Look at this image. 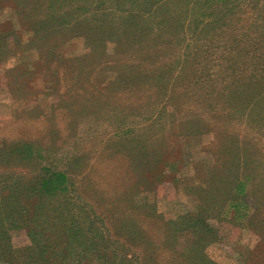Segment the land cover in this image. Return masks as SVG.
<instances>
[{
    "label": "rangeland",
    "instance_id": "374dc122",
    "mask_svg": "<svg viewBox=\"0 0 264 264\" xmlns=\"http://www.w3.org/2000/svg\"><path fill=\"white\" fill-rule=\"evenodd\" d=\"M87 1L91 4L96 0ZM208 1H194L188 11V21L204 13L202 8L211 4ZM65 2L66 7L74 5L72 0ZM106 3L110 4L111 0ZM14 7L13 0H0L1 30L20 28ZM226 7L231 9L221 23H208L215 12L205 10L207 25L200 23L199 26L207 31L204 35L198 33L197 27L194 30L193 25L190 26L191 21L186 23L185 40L174 46L176 60H181L184 53L202 50V64L206 62L205 68L213 74L207 87L213 86L216 91L234 83L230 74L227 75L230 67L243 72L246 78L253 72L264 71V0L238 1ZM184 8L181 6L182 10ZM92 11L89 9L88 16H92ZM85 15L78 20L86 19ZM56 35L59 47L52 60L40 59L46 57L45 54L27 44L26 32H21V40L9 42L14 53L0 62V146L19 140L31 141L44 150L43 158L38 159L36 165L58 169H65L73 159L81 158L79 167L72 173L75 185L80 186V196L105 217L118 244L105 243L102 236L93 232L95 227H81L87 243L71 244L74 250L67 247L66 258L55 264H115L110 258L100 263L98 250L115 256V260H119L116 264L123 261L174 264L169 252L159 250L152 254V244L157 246L159 241L165 240L168 220L205 207L210 199L209 186L212 182L216 188L221 184L222 163L230 159L227 150L235 143L238 148L236 146L233 153L241 157L238 165H241L242 179L249 180L245 197L249 202L248 211L244 208L249 213L248 218L247 214L233 218L232 207H227L225 216L219 220L208 218L209 224L217 229V240L208 243L204 252L216 264H264V88L238 103L193 95L177 105L179 110L170 103H159L151 109L143 106L136 114L125 107L129 102L127 95L120 93L118 97L107 85L112 77L107 68L91 77L85 90H74L75 84L63 77L64 68L60 67L59 58L81 59L90 50L82 36ZM237 46L240 50H232ZM113 47V43L108 42L106 52L111 54ZM234 52L240 55L237 62H233ZM116 58L110 57L111 60ZM110 59L105 67L111 65ZM82 62L88 64L86 69L95 68L88 60ZM256 77L255 81L260 75ZM246 78L229 88H242ZM70 87L73 90L68 93ZM96 97L100 100L97 107L92 104L95 100L90 99ZM67 100L69 104H65ZM191 122L203 127V131H183L182 125ZM138 150L141 155L136 158L131 153ZM220 151L223 156L226 152L223 160ZM217 161L219 163L215 164ZM34 165L35 161L27 167L14 162L11 167L27 173ZM0 167L8 166L0 164ZM222 172L230 176L223 169ZM151 209L154 211L150 212ZM131 219L138 221L139 229L125 226ZM128 230L135 238L116 236ZM11 239L17 248L31 244L24 229L12 230ZM134 243L137 246L131 250ZM137 251H140L138 259ZM22 261V258L11 263L0 260V264H26L20 263ZM31 264L41 263L36 260Z\"/></svg>",
    "mask_w": 264,
    "mask_h": 264
},
{
    "label": "trees",
    "instance_id": "16d2710c",
    "mask_svg": "<svg viewBox=\"0 0 264 264\" xmlns=\"http://www.w3.org/2000/svg\"><path fill=\"white\" fill-rule=\"evenodd\" d=\"M65 1L13 0L20 28L18 30L10 28L8 31L0 28V62L14 53L15 49L9 42L21 40V32L27 33L28 45L35 46L45 54L46 57H41V60L43 58L52 60L53 56H56L59 47L58 37L54 36L56 33L61 37L66 33H69L70 38L82 36L90 55L86 54L80 59L64 58L58 54L61 56L60 67L64 68V79L75 84L74 90H85L88 86L86 83L90 82L91 77L107 68L112 73L107 85L117 96L125 93L129 100L128 106L125 107H129L136 114L143 106L150 108L159 103H170L176 110L183 99H189L193 95H198L202 99L214 98L217 101L238 103L252 98L264 88V71L259 74L253 72L246 78L243 72L236 71L235 68L232 70L233 67H230L227 69V75L230 74L234 83L246 78L245 86L230 89L229 86L234 84L232 83L223 85L216 91L213 86L207 87L213 74L209 68H205L206 62L202 64L201 60L204 57L202 50L184 53L181 60L175 59L174 46L185 40L186 23L191 21L190 26L193 25L194 30L197 27L198 33L204 35L207 31L200 29L199 26L200 23L207 25L204 22L205 10L215 12L214 18L208 23H221L220 20L225 19L231 9L226 7L228 4L244 0H209L211 4L200 5L201 8L204 6L202 8L204 13L199 17L190 18L189 21L188 11L197 0H111L110 4H107L106 0H96L91 4L87 0L86 2L72 0L74 5L67 7ZM170 5L175 8L170 9ZM181 6L185 8L182 10ZM89 9L93 10L92 16H88ZM109 10H115V14ZM116 12L119 14L116 15ZM82 15H85L86 19L78 20ZM73 31L76 33L73 34ZM108 42L114 45L111 54L106 52ZM235 49L240 50V47L232 48ZM113 55L117 56L116 60L110 59ZM233 56H236L233 62L239 61L238 52H234ZM109 59L111 65L105 67L104 64ZM84 60L90 61L95 68L86 69L88 64L83 63ZM256 75L260 77L255 81ZM260 80L262 84L259 83ZM56 82L59 83V80ZM57 89L54 87L53 90ZM71 90L73 89L70 87L67 92ZM90 99L95 100L92 104L96 107L100 105L97 97ZM69 103L70 101H65V104ZM182 130L203 131V127L191 122L182 125ZM237 145L235 143L234 147L227 150L230 159H224L226 152L224 151L223 156L220 151L221 159H224L222 169L230 173V176H226L221 169L219 182L221 184L217 188L214 187V182L210 184L208 189L210 199L205 207L168 220L164 232L165 240L159 241L157 246L152 244L154 246L152 254L159 250L163 253L169 252L174 264H216L204 252L208 243L217 240V229L209 224L208 218L221 219L225 216L227 207L234 210L233 218H240L245 214L248 218L249 214L247 212L249 202L245 198L248 195L249 180L242 179L241 165L240 163L238 165L241 157L233 153ZM43 151L42 147L28 140L0 146V164L8 166L0 167V260L11 263L17 258L18 260L22 258L23 261L20 263L26 264L35 263L36 260L41 264L63 261L66 258L67 247L73 251L75 247L72 245L87 243L88 238L84 232L82 233L81 227H95L92 229L93 232L102 236L105 243L118 244L113 229L106 223L105 217L96 212L92 203H88L80 196V186L75 185L72 173L79 167L81 158L73 159L65 169L36 165V161L43 158ZM131 154L138 158L141 152L138 150ZM34 161L35 167L28 169L27 173L15 171L11 167L14 162L27 167ZM217 163L219 162L215 164ZM218 176L217 174L216 177ZM246 178L249 179L248 176ZM151 210L150 212L154 211ZM212 211L216 214H212ZM136 222H138L136 219L127 220L125 226L137 227L139 225ZM18 229L26 231L31 242L29 246L17 248L12 244L11 231ZM130 233L128 230L124 232L125 235L119 233L116 236L135 238V235ZM186 238L187 242H184ZM136 246L134 243L131 250ZM136 253L138 259L140 251ZM107 255L108 252L98 250V261L104 263L110 258L115 264L118 263L119 260L116 261L115 256ZM121 264L131 262L123 261Z\"/></svg>",
    "mask_w": 264,
    "mask_h": 264
}]
</instances>
